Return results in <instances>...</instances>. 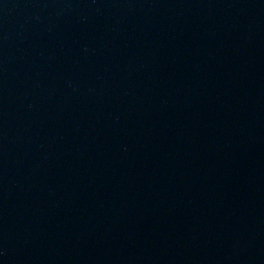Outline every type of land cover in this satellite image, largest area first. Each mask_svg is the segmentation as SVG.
Here are the masks:
<instances>
[{
    "label": "water",
    "instance_id": "1",
    "mask_svg": "<svg viewBox=\"0 0 264 264\" xmlns=\"http://www.w3.org/2000/svg\"><path fill=\"white\" fill-rule=\"evenodd\" d=\"M0 264H264V0H0Z\"/></svg>",
    "mask_w": 264,
    "mask_h": 264
}]
</instances>
